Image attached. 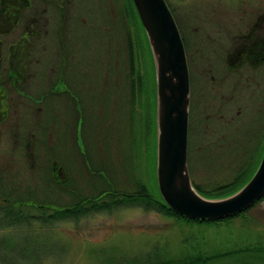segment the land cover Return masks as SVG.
<instances>
[{"label": "rangeland", "instance_id": "374dc122", "mask_svg": "<svg viewBox=\"0 0 264 264\" xmlns=\"http://www.w3.org/2000/svg\"><path fill=\"white\" fill-rule=\"evenodd\" d=\"M95 1L94 12L96 11L99 20L98 27L94 32H88L90 43L84 49H87L90 64L87 72L93 67L96 69L90 71V79L83 78L84 82L95 83L86 85L82 82L79 113L64 107L60 102L62 95H50L51 103L46 121L49 133L44 136L36 131L38 126L35 130L32 128L29 134H18L17 130L0 134V189L4 190L6 196L10 195L7 194L10 190L20 195L32 194L34 191L36 193L29 196L32 201L39 198L49 200L53 205H68L74 204L75 198L83 196L85 199L89 194L98 192V186L102 184L104 187L116 184L133 189L131 186L135 185L134 182L141 181L147 185L150 182L148 169L152 159L148 155L145 118L146 98L151 95L149 79L153 81L152 71L150 66L148 70L143 60L141 61L139 50L132 47L135 45L133 38L136 37V26L130 24L128 29H124L120 20L117 24L113 22V26L111 21L108 29L107 24H104L106 16H112L114 12L117 16L122 15L118 7L120 0ZM257 1L168 0L182 33L188 39V59L192 55H198L196 48L201 47V52L206 51V47L201 44L205 34L210 33L224 48L220 58L223 64L222 58L233 48L226 37L228 30L237 31L234 24L239 23L237 20L240 14H244L243 8L251 9L257 5ZM261 4L264 5V1ZM83 8L88 12L90 20L95 18L87 7ZM244 16L241 20L243 22L251 19L250 15ZM87 25L88 22L83 29L89 28ZM216 25L221 27H215ZM107 30L113 31L108 33L109 39L106 38ZM95 31L96 36L93 35ZM128 31L132 41L131 49L127 48L126 42H121ZM95 39H98V43ZM103 39H107V43ZM93 54H96V58ZM128 60L131 64L127 67ZM147 62L149 64V58ZM138 63L140 76L135 73ZM237 102L243 104L234 100L232 106H236ZM73 106L76 108L74 103ZM21 108L20 106L18 109ZM231 115H234V110ZM39 118H42V114ZM34 121L38 122L36 118ZM71 121L72 125L66 127L65 132L61 127ZM256 125L255 122L253 127ZM247 126H250V121L242 129ZM26 142L30 147L34 144L35 151L23 150L21 145ZM14 146L20 149H13ZM249 148V145L243 146V149ZM236 149L238 147L231 152H220L206 148L202 152H191L192 181L204 189L226 184L234 176L239 159L250 153V150L240 152L241 150ZM205 152L210 154L208 158H214V163L203 164L200 156L207 155ZM60 166L65 174L66 183L63 184H58L57 169ZM91 168L101 170L103 175L96 177ZM27 234L34 240L41 241L35 255H30L24 263L36 264L51 254L42 260V264H127L129 260L146 264V253H152L153 250L157 251L162 261L170 259L173 262L184 255V248L201 250L203 254L210 255L214 254V248L227 250L233 242L242 245L245 239L249 243L259 239L258 242L264 243V199L250 208L246 216L221 223L189 225L135 206L116 208L112 212H93L77 221L67 220L53 225L34 221L29 226H0L1 238L23 237ZM18 256L9 249L0 250V258L8 264L19 262ZM208 264H264V260L252 256L228 255Z\"/></svg>", "mask_w": 264, "mask_h": 264}, {"label": "flooded vegetation", "instance_id": "af4514ba", "mask_svg": "<svg viewBox=\"0 0 264 264\" xmlns=\"http://www.w3.org/2000/svg\"><path fill=\"white\" fill-rule=\"evenodd\" d=\"M263 1L260 0L261 3ZM95 2V0H0V134L13 130H17L18 134H29L36 126H38L36 131L41 132L43 136L49 133L46 121L51 94L58 97L62 95L60 102L64 107L71 112L77 110L79 113L82 82L86 85L94 82H84L83 78L90 79V71L96 69L93 67L87 72L90 64L87 60V49H84L90 43L88 32H94L98 27L99 20L96 11L94 12ZM127 2L120 0V6L118 1L122 15L117 16L114 12L112 16L105 17L104 24H107V29L111 21L113 26V22L117 24L119 20L123 28L128 29L130 19ZM261 3L258 0L257 5L251 9L243 8L244 14H240L237 20L239 23L234 24L237 31L228 30L226 37L233 48L222 58L223 64L220 58L224 48L210 33L205 34L201 44L206 47V51L201 52V47L196 48L197 56L192 55L193 57L189 59L187 56L190 95L187 122L188 141L190 139L192 152L194 150L202 152L206 148L215 150L226 144L231 145L230 142L224 141L227 128L237 133L244 130L242 128L248 121L250 126L246 128L248 133H253L254 140L248 141L246 147L249 145V150L264 149V5ZM84 6L95 18L91 20L88 18ZM245 14L251 16L248 22L241 21ZM86 22L89 28L83 29ZM215 27L219 28L221 25ZM112 32L107 30L106 38L108 33ZM96 34L95 31L93 35ZM124 35L126 38L124 36L121 42L124 44L126 42L127 48H130L132 41L129 31ZM107 39H103L105 43ZM117 39L120 41L119 37ZM119 41L117 43L121 44ZM188 54L190 55V51ZM93 55L96 58V54ZM129 60L126 62L127 67L130 64ZM219 63L221 68L218 66ZM234 100L243 104L237 102L236 106H232ZM20 106L22 108L18 109ZM41 114L42 118L39 119H42V122H39L38 117ZM35 118L38 122L34 121ZM255 122L258 127L257 125L253 127ZM243 123L245 124L242 127ZM71 125L72 121L61 128L67 132L66 127ZM248 133L245 132L247 139L250 135ZM237 136L241 137L242 133H238ZM30 146L26 142L21 148L28 152L35 151V145ZM13 149L20 147L14 146ZM59 168L63 169L61 166Z\"/></svg>", "mask_w": 264, "mask_h": 264}, {"label": "trees", "instance_id": "16d2710c", "mask_svg": "<svg viewBox=\"0 0 264 264\" xmlns=\"http://www.w3.org/2000/svg\"><path fill=\"white\" fill-rule=\"evenodd\" d=\"M128 4V18L130 19V24L132 26H136V37L133 38L135 46L137 48L138 53L141 54V61L146 64V67L148 70L151 69L152 71V80L154 81V71H153V65L151 61V55L149 51L148 46V40L146 39L142 24L140 22V19L138 17V14L135 10V7L131 0H127ZM168 7L170 8L172 14L174 15V11L168 2L166 0ZM174 18L176 20L177 26L179 28V32L181 35V39L183 41L186 56H188L189 48H188V39L184 36L182 33V29L180 28V25L178 23V20L176 19V16L174 15ZM147 58H149L150 62L148 64ZM140 61V62H141ZM131 64V62H130ZM129 64V66H130ZM142 64V62H141ZM150 66V69H149ZM139 67V63H138ZM140 68L135 70L136 76L139 75ZM148 74V73H147ZM140 76V75H139ZM149 78V77H148ZM147 78V79H148ZM150 81L149 79V90L151 95L149 94V98H146V118H145V124L146 127V134H147V141L149 145V156L151 157V163L149 164L150 168L148 169L149 173V183L144 184L140 181L134 182L135 185L131 186L133 189H126L124 187L117 186L116 184L112 185H105L102 184V186H98V192H94L92 194H89L87 198L84 199V197H78L75 198L74 204H68V205H53L49 200L46 199H39L33 200L30 199L32 194L34 195L36 192L32 191V194L26 193V195H20V193L17 192V194L13 193V190H10L5 195L2 191V188L0 189V226L2 227H9V226H29L32 222L38 221L42 223L43 225L58 223L61 221H77L81 217L86 216L87 214L93 213V212H112L116 208L120 207H141L145 210H152L155 212H158L162 215L172 217L178 222H184L187 224H193V223H200V224H211L220 221H230L233 218L236 217H244L247 214V211L250 210L253 206H255L257 203H259L261 200L264 199V196L255 202L253 205L248 207L247 209L243 210L241 213H237L235 215L217 219V220H196V219H190L181 215H178L174 211H172L163 201L161 198L160 193L157 189L156 180H155V92L154 89H152L154 82ZM141 88V87H140ZM143 90V89H142ZM151 96V97H150ZM248 129L245 128L244 130H239L237 133L231 129L227 128L226 130V138L224 141H228L231 143V145L226 144L220 147V152H231L234 151L236 147H238V151H246L249 150L243 149V146L246 147V144L248 141L254 140L252 138L253 133L247 131ZM190 131V128H189ZM252 131H254L252 129ZM245 132L250 134L248 136V139L246 138ZM242 133L241 137H238L237 134ZM80 140V137H77ZM190 138V136H189ZM241 142V143H240ZM243 145V146H239ZM263 147V145H262ZM192 144L189 139L188 141V169L190 174L192 173ZM250 153H247L245 155V158L239 159V164L236 166V171L234 176L231 178L230 181H228L226 184L218 185L217 187L204 189L200 186H197L193 181V185L198 190L199 194L207 197V198H221L224 196H227L236 190H238L247 180L251 177V175L254 173L258 163L259 159L261 158L263 149L260 148L258 150H250ZM207 155H201V161L204 165H208L209 163H214V158L208 156L210 155L208 152H205ZM256 153V154H255ZM242 155V153H240ZM139 156V155H138ZM243 156V155H242ZM203 157V158H202ZM193 158V157H192ZM206 158V159H205ZM213 159V160H212ZM52 170V167H51ZM91 171L95 174L96 177L98 175L102 174L101 170H98L97 168H91ZM52 173V172H50ZM48 174L51 176V174ZM103 175V174H102ZM58 176V174H57ZM59 177V176H58ZM153 177V179H152ZM50 179V178H49ZM58 184L66 183V180H61L60 177L58 179ZM96 193V194H95ZM95 194V195H94ZM30 196V197H29ZM260 240V239H259ZM258 240V241H259ZM41 241V239H35L31 238L29 234L21 236H12L7 238H1L0 237V250H7L9 249L11 253L14 255H19V262H16L15 264H35V263H24L26 259L30 257V255H35L36 250L39 248L38 243ZM42 241H45L42 240ZM234 241V240H233ZM251 242L247 239L243 240V244H238L236 242L232 243V246L227 250H219L217 248L213 249V253L209 255V253L203 254V251L197 249H186L184 248V255L181 256L180 259H177L175 261L165 260L162 261L161 258L158 257L157 251L153 250L152 253L148 252L146 253V264H208L212 262L215 259H221L228 255H234V256H252L261 258V260H264V243L263 242ZM37 244V245H36ZM51 255V254H50ZM50 255H46L47 257ZM43 257L44 258H46ZM40 259L38 263L36 264H42V260ZM0 262L3 264H8L5 262V260H2L0 258ZM127 264H141L136 263L135 260H129Z\"/></svg>", "mask_w": 264, "mask_h": 264}, {"label": "water", "instance_id": "95a60500", "mask_svg": "<svg viewBox=\"0 0 264 264\" xmlns=\"http://www.w3.org/2000/svg\"><path fill=\"white\" fill-rule=\"evenodd\" d=\"M142 24L154 71L155 180L159 196L178 215L217 220L241 213L264 196V149L251 177L235 192L207 198L187 165L189 73L179 28L166 0H131ZM63 180V170L58 169Z\"/></svg>", "mask_w": 264, "mask_h": 264}]
</instances>
